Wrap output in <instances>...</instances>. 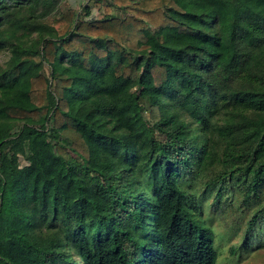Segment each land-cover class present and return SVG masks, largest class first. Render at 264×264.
Here are the masks:
<instances>
[{"label": "trees", "instance_id": "obj_1", "mask_svg": "<svg viewBox=\"0 0 264 264\" xmlns=\"http://www.w3.org/2000/svg\"><path fill=\"white\" fill-rule=\"evenodd\" d=\"M4 51L0 264L264 247V0H0Z\"/></svg>", "mask_w": 264, "mask_h": 264}, {"label": "rangeland", "instance_id": "obj_2", "mask_svg": "<svg viewBox=\"0 0 264 264\" xmlns=\"http://www.w3.org/2000/svg\"><path fill=\"white\" fill-rule=\"evenodd\" d=\"M95 14L100 15V12L95 9ZM99 16V17H100ZM9 57L8 52H0V61L4 62ZM22 165L27 164L26 160L21 157ZM212 201V199H211ZM203 222L211 227L214 231V237L217 244H222V255L220 264H264V247L245 253L238 257V253L231 252L232 244H239L243 238V231L236 233L233 228L224 226L223 221L219 218L218 213L211 209L207 203L204 205Z\"/></svg>", "mask_w": 264, "mask_h": 264}]
</instances>
